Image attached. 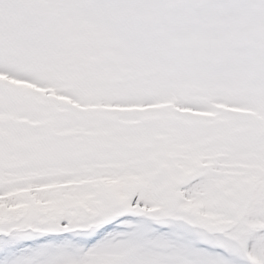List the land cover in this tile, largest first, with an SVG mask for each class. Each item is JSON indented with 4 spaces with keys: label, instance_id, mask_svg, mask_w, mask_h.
I'll return each instance as SVG.
<instances>
[{
    "label": "snow or ice",
    "instance_id": "6c2138e0",
    "mask_svg": "<svg viewBox=\"0 0 264 264\" xmlns=\"http://www.w3.org/2000/svg\"><path fill=\"white\" fill-rule=\"evenodd\" d=\"M0 264H264V0H0Z\"/></svg>",
    "mask_w": 264,
    "mask_h": 264
}]
</instances>
